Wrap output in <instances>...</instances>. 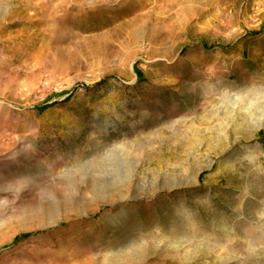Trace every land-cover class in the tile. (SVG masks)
Listing matches in <instances>:
<instances>
[{"label":"rangeland","instance_id":"374dc122","mask_svg":"<svg viewBox=\"0 0 264 264\" xmlns=\"http://www.w3.org/2000/svg\"><path fill=\"white\" fill-rule=\"evenodd\" d=\"M0 264H264V0H0Z\"/></svg>","mask_w":264,"mask_h":264},{"label":"trees","instance_id":"16d2710c","mask_svg":"<svg viewBox=\"0 0 264 264\" xmlns=\"http://www.w3.org/2000/svg\"><path fill=\"white\" fill-rule=\"evenodd\" d=\"M31 235H23V236H20V237H18V238H16V241H18V240H20V239H22V238H28V237H30Z\"/></svg>","mask_w":264,"mask_h":264},{"label":"bare ground","instance_id":"6f19581e","mask_svg":"<svg viewBox=\"0 0 264 264\" xmlns=\"http://www.w3.org/2000/svg\"><path fill=\"white\" fill-rule=\"evenodd\" d=\"M262 241V240H261Z\"/></svg>","mask_w":264,"mask_h":264}]
</instances>
